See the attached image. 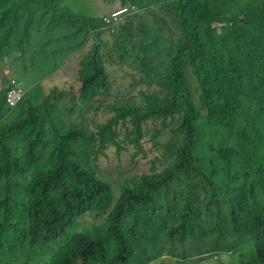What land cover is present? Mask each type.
Returning <instances> with one entry per match:
<instances>
[{
    "label": "trees",
    "instance_id": "obj_1",
    "mask_svg": "<svg viewBox=\"0 0 264 264\" xmlns=\"http://www.w3.org/2000/svg\"><path fill=\"white\" fill-rule=\"evenodd\" d=\"M34 1L49 7L52 0H0V11L23 10ZM198 11L203 12L206 24L198 35L193 36L188 20ZM63 19L85 25L83 18L72 13H66ZM170 21L173 22L172 27L180 32V40L175 43L147 40L140 46H131L125 42L137 40L147 31L168 29ZM219 32L226 35L225 41L218 40ZM112 36L111 46L100 41L92 45L83 58L84 69L106 93L110 92L119 66L125 65L124 77H132L131 89L140 83L138 77L142 73L146 77L154 72L157 76L165 74L149 80L146 87L148 96L138 91L134 97L114 100L111 106L119 114L117 122L127 115L143 119L166 113L174 116L176 125L168 133L163 132L167 125L153 126V132L166 137L164 147L167 153L178 155L170 163L156 162L161 168L159 172H138L131 178L112 181L86 167L53 157L67 131L83 119L80 111L58 110L55 128L37 130L28 136L42 143L46 159L50 160L24 188L27 198L15 199L13 190L18 185V178L23 177L27 170H36L37 156L20 167L15 179L0 185V263L29 264L24 257L17 261H11L10 257L17 252H29L39 243L48 244L67 236L83 216L89 215L102 224L110 243L100 242L90 250L88 236L74 232L50 257L49 264H68L84 257L95 264H149L155 251L146 248L140 258L136 257L132 234L143 222L146 207L154 202L155 194L175 179H180L181 174L221 188L227 196L231 232H243L242 240L250 243L252 252H264V217L254 215L243 203L233 199L225 188L226 181L217 176L233 164V151L220 147L216 154L203 159L207 166L204 169L194 148L197 138L195 124L200 114H204L209 123L227 129L233 128L235 118L244 116L233 102L229 89L220 93L215 83L204 80L203 72L215 55L224 49L239 58L234 73L264 62V0H172L166 14L153 15L151 21H133L129 17L122 29ZM247 78L250 82L248 90L255 99H262L263 89L258 75L250 73ZM54 102L55 95L50 92L47 103L52 105ZM262 115L264 109L258 118ZM240 136L242 141V132ZM116 147L117 151L122 150L119 144ZM149 166L152 170L157 167L155 162ZM254 192L251 184L248 193L252 196ZM15 208L21 216L28 218L27 224H22L21 219L19 224L11 222ZM190 221L187 211L184 222L167 231V236L177 238L183 248L194 246L183 237L184 223ZM6 228L19 230L11 243L6 237ZM234 247L236 244L227 248L217 247L213 251L223 252ZM177 249L174 246L169 255L176 259L184 258L185 255L175 256ZM203 250L208 254L209 250ZM172 260L168 262L173 263Z\"/></svg>",
    "mask_w": 264,
    "mask_h": 264
},
{
    "label": "rangeland",
    "instance_id": "obj_2",
    "mask_svg": "<svg viewBox=\"0 0 264 264\" xmlns=\"http://www.w3.org/2000/svg\"><path fill=\"white\" fill-rule=\"evenodd\" d=\"M197 14L199 17L204 15L202 11H198ZM133 21L137 20L133 19ZM143 21H151V18ZM168 25L172 27L173 22L170 21ZM50 38L52 52L51 56L47 57L46 63L56 68L66 66L75 69L84 68L83 58L96 41L111 46L114 40V36L106 31H98L88 24L81 26L79 23L70 22L59 24ZM124 66L117 67L116 78L109 93L100 89L92 92L87 99L95 105L102 106L118 98L134 97L138 91L148 96L149 91L146 87L149 80L157 77V73L154 72L148 77L142 73L138 77L140 83L136 88L131 89L129 85L132 77H124ZM45 68L43 65L30 79L21 80L23 85L37 88L35 79ZM250 73L257 74L261 82L263 96L260 100L255 99L248 90L250 82L247 75ZM46 80V77L40 78V83H45ZM229 91L233 102L240 107L244 116L235 118L233 128L227 129L209 123L204 114H200L195 124L197 130L195 153L203 168L207 169L203 163L204 158L216 154L220 147L233 151V164L228 169L220 171L217 176L226 181L225 188L233 199L243 203L254 215L264 217V115L258 118L259 112L264 109V62L261 61L255 66H246L244 72H240L230 85ZM157 125H167L163 130L166 134L176 125V119L167 113L149 118L147 121L141 120L137 115H127L116 125L121 151L114 153L108 150L101 159L80 160L76 164L115 182L131 178L138 172H159L160 167L157 166L152 170L145 157H142L151 128ZM240 132L243 133L242 141H240ZM163 139L165 140L166 137ZM38 159L35 171L27 170L23 177L18 178V185L13 190L15 199L27 198L24 188L35 173L50 160L43 156H39ZM251 184L255 188L252 196L248 193ZM187 211L190 213L191 221L184 223L183 237L194 246L178 248L175 253L177 258L187 253H203V249L209 250L208 255L211 259L221 264H237L252 257L250 243L242 240L243 232L237 234L231 232L225 192L219 187L186 174H181L180 179H175L167 187L162 188L155 194L154 202L147 205L143 222L138 224L132 234L135 256L140 258L146 248L155 251L149 263L159 262L162 254L169 255V251L173 250L180 241L177 238H169L167 231L172 226L183 223ZM19 219L22 224H27L28 218L21 216L18 208H15L11 222L19 224ZM74 232H83L88 236L90 250L100 242L110 243L106 239L102 224L85 215L67 236L48 244L39 243L26 253L17 252L10 257V260L17 261L24 257L29 264H49L50 257L70 239ZM5 234L11 243L19 234V230L6 228ZM234 244L236 247L230 250L213 251L217 247L227 248Z\"/></svg>",
    "mask_w": 264,
    "mask_h": 264
},
{
    "label": "clouds",
    "instance_id": "obj_3",
    "mask_svg": "<svg viewBox=\"0 0 264 264\" xmlns=\"http://www.w3.org/2000/svg\"><path fill=\"white\" fill-rule=\"evenodd\" d=\"M171 3L172 0H52L49 7L34 1L23 10L0 11V185L15 179L20 167L29 159L35 156L46 159L42 143L28 136L37 130L55 128L58 110L80 111L83 119L67 131L53 157L76 164L80 160L101 159L108 150L117 152L119 132L117 130L114 135V130L119 114L111 106L113 101L98 106L87 99L92 92L101 89L97 80L84 68H56L46 63L52 52L50 35L59 24L66 23L64 15H77L85 24L113 35L122 29L129 17L145 20L166 14ZM188 24L191 34L196 36L206 22L193 14ZM147 40L175 43L180 40V32L175 27L147 31L139 39L125 42L140 46ZM218 40L225 41L226 35L219 32ZM43 65L46 68L35 79L37 88L23 85L21 80L30 79ZM238 65L235 53L221 50L206 65L203 78L215 83L222 93L238 77L240 72L234 73ZM43 77L47 80L40 83ZM50 92L55 95L52 105L47 103ZM177 155L167 153L162 135H155L152 127L142 153L145 161L149 165L155 162L160 167L156 162L170 163ZM175 246L180 248L181 243ZM170 259L173 263L168 262ZM157 263L221 264L203 253H187L182 259L163 254ZM68 264L95 263L84 257ZM237 264H264V252H253L249 260Z\"/></svg>",
    "mask_w": 264,
    "mask_h": 264
}]
</instances>
